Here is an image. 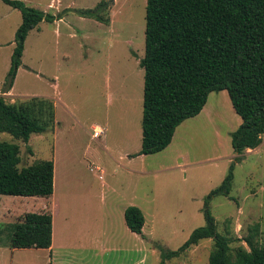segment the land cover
I'll return each instance as SVG.
<instances>
[{
  "label": "rangeland",
  "instance_id": "rangeland-1",
  "mask_svg": "<svg viewBox=\"0 0 264 264\" xmlns=\"http://www.w3.org/2000/svg\"><path fill=\"white\" fill-rule=\"evenodd\" d=\"M16 1L62 18L29 33L12 93L4 94L9 104L51 100L55 125L28 143L0 132L1 142L20 146L21 168L43 160L57 165L55 199L62 207L57 228L72 243L57 264H161L164 253L177 251L206 225L205 200L239 156L231 136L242 119L228 93H212L204 111L177 128L166 150L142 156L145 71L140 61L146 53L148 0ZM103 1L110 5V23L81 15ZM22 22L21 12L0 0V95ZM96 127L104 135L93 139ZM234 176L230 197L214 198L211 210L218 232L236 253L241 246L250 251L248 238L264 246V136L257 149L242 156ZM48 202L0 195V226L37 213L34 206ZM130 206L145 215L142 235L126 225L124 211ZM51 211L48 204L43 212ZM105 236L110 244L98 258L91 240ZM214 245L213 239L204 240L165 264H208ZM50 259L45 250L0 247V264H49Z\"/></svg>",
  "mask_w": 264,
  "mask_h": 264
},
{
  "label": "trees",
  "instance_id": "trees-1",
  "mask_svg": "<svg viewBox=\"0 0 264 264\" xmlns=\"http://www.w3.org/2000/svg\"><path fill=\"white\" fill-rule=\"evenodd\" d=\"M1 1L20 11L23 22L16 33L12 66L0 95V132L28 143L31 136L43 134L55 125V106L43 98L9 104L4 94L14 87L29 33L42 22L54 23L62 18L21 1ZM109 9V3L103 1L81 15L108 24ZM140 66L145 71L140 155L166 150L177 128L199 116L214 92L226 91L242 119L231 136L239 156L221 186L205 200L206 225L195 230L177 251L164 253L161 264L180 258L208 239L215 242L208 264H264V246L256 245L250 238L246 240L250 251L241 246L232 252L231 241L218 232L211 210L214 198L230 197L234 171L242 156L263 141L264 0H148L146 53ZM20 165V146L0 141V195L53 196V160L36 161L23 168ZM125 222L131 232L143 234L146 219L140 208H127ZM5 235L8 242L2 239ZM52 243L51 212L27 213L14 224L0 226V247L47 250Z\"/></svg>",
  "mask_w": 264,
  "mask_h": 264
},
{
  "label": "crops",
  "instance_id": "crops-1",
  "mask_svg": "<svg viewBox=\"0 0 264 264\" xmlns=\"http://www.w3.org/2000/svg\"><path fill=\"white\" fill-rule=\"evenodd\" d=\"M12 90H11L10 93H8L9 95H7V96H10V94L12 93ZM203 111H204V109H203ZM173 140H174V138H173ZM54 165H55V169H54V194L50 198H47V200H49V202L47 204L41 203L38 206H34L39 211L37 213H43V211L45 209V206H47L48 204L52 208L51 213L53 214V243H52V247L50 249L45 250L47 253H49V255L51 257V259H50L51 262L49 264H57V263L61 262V260H60L61 259L60 253L66 251V250H70V248L72 246V243H71L70 238H67V236L61 235V231L59 230V228H57V214H56V212L58 211V209H61L62 207L60 205V202L58 203V201H56V199H55V195L57 194V183H58V179H59V171H58V168H57V165H56L55 162H54ZM90 167H91L90 169L92 171L93 170V168H92L93 166H90ZM103 175L98 177L99 180L102 181V182L104 181V176ZM102 184H103V187L106 186V183H102ZM35 201H37V200H35ZM88 207H89L88 205L87 206H84V208H85L84 211L85 212L84 211L82 212V215H85V218L88 215L87 214L88 213V210H89ZM125 211H126V209H125ZM125 211H124V214H125ZM79 212H80V209H79ZM73 213H70V218H72V214ZM74 214H76V213H74ZM68 219L69 218L66 215L65 218H64V221H67ZM68 229L69 228L67 227L66 228V232H67ZM91 242H93V243L96 242L95 243V245H96L95 250L97 251V255H98V258H99V257H101L99 254L107 251V249L109 247V244H110V238L107 237V236H105V237H102L101 239H96L95 241L91 240ZM91 242H89V243H91ZM93 243H91L90 245H93ZM80 245L82 246V248L85 249L86 242H85L84 239H82L80 241ZM85 260H86L85 257L82 258V261L83 262Z\"/></svg>",
  "mask_w": 264,
  "mask_h": 264
},
{
  "label": "built area",
  "instance_id": "built-area-1",
  "mask_svg": "<svg viewBox=\"0 0 264 264\" xmlns=\"http://www.w3.org/2000/svg\"><path fill=\"white\" fill-rule=\"evenodd\" d=\"M103 135H104V130H102L101 128H95L94 129V133L92 135V138L93 139H98V138H100Z\"/></svg>",
  "mask_w": 264,
  "mask_h": 264
}]
</instances>
